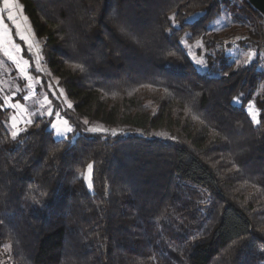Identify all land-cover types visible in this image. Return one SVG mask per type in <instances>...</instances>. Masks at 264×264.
Segmentation results:
<instances>
[{
	"label": "trees",
	"instance_id": "obj_1",
	"mask_svg": "<svg viewBox=\"0 0 264 264\" xmlns=\"http://www.w3.org/2000/svg\"><path fill=\"white\" fill-rule=\"evenodd\" d=\"M18 1L76 137L56 140L40 118L14 140L0 99V247L12 264H264V97L258 124L245 110L264 71L231 65L216 38L212 77L181 45L225 10L262 17L233 0Z\"/></svg>",
	"mask_w": 264,
	"mask_h": 264
},
{
	"label": "rangeland",
	"instance_id": "obj_2",
	"mask_svg": "<svg viewBox=\"0 0 264 264\" xmlns=\"http://www.w3.org/2000/svg\"><path fill=\"white\" fill-rule=\"evenodd\" d=\"M18 4L21 6L22 11L18 8H13L12 11L16 14V19L20 25L19 29L16 28L15 23L7 20V10L4 13L5 23L11 29V33L9 34L0 27V99L4 108L9 111L6 128L12 138V133L14 131L18 132L19 135L13 138L18 140L22 132L37 119L44 118L50 121V125H56L55 129L49 126L56 140H69L70 138L74 140L76 127L65 114L68 113L75 117L73 103L68 98L65 89L59 85L58 79L52 74L45 61L42 44L36 37L33 26L19 1ZM0 8H3V0H0ZM249 16L242 8H236L235 11L225 10L220 17L210 24L206 38L194 43H188L186 40L189 35L183 38L181 45L187 50L191 62L200 73H206L212 77L220 76V70L216 66L211 68L207 60L208 55H214V51L210 48V41L216 38L220 39L225 47L229 46L227 47V56L231 65L244 67L252 64V62H257L258 70L264 71V51L261 49V44L264 41V38H262L264 26L258 18L252 21ZM196 19L197 17H194L191 21ZM21 34L26 36L28 40H21ZM256 43L257 47L254 46ZM29 44H31L30 50ZM16 45L20 46L21 51H17ZM10 57H15V60ZM24 60H28L29 63L22 72L21 65ZM15 61H20V64L18 65ZM197 61H203V65L198 64ZM263 97L264 80L261 81L253 98L245 108L255 124H258L256 121H259L260 116L257 100ZM237 98L240 99V102L233 101V103L236 106H241V95ZM69 103L72 105L71 108L68 107ZM13 105H19V107ZM49 111L53 113L52 116L48 115ZM57 113L58 115H56ZM253 117H255V120ZM65 120L68 121L67 124L64 123ZM85 120H79L78 122L76 118V121L85 130L91 128L107 130L106 132L96 133L86 130V133L111 136L115 132L100 124H89V122L85 124ZM28 121H31V123ZM13 124H15V127H13ZM69 127L72 129L70 132L66 131ZM57 130L64 131L66 134L58 136L56 134ZM84 178L87 187L91 190L92 169L89 171L87 167ZM90 184L91 187H89ZM10 250V245L0 247V264H12Z\"/></svg>",
	"mask_w": 264,
	"mask_h": 264
},
{
	"label": "snow or ice",
	"instance_id": "obj_3",
	"mask_svg": "<svg viewBox=\"0 0 264 264\" xmlns=\"http://www.w3.org/2000/svg\"><path fill=\"white\" fill-rule=\"evenodd\" d=\"M13 8H18L22 11V8L21 6L16 2V0H3V8H0V27H2L6 32H8L9 34L11 33V29L9 28L8 24L5 23V11L7 10V20L9 21H12L13 23L16 24V28L19 29L20 25L16 19V14L12 11ZM26 19V17H25ZM20 39L23 40V41H27L28 38L26 36H24L23 34L20 35ZM16 49L17 51H21L20 49V46L19 45H16ZM31 49V44H29V50ZM11 59L15 60V57H10ZM18 65L20 64V61H15ZM28 60H24L23 61V64L21 65V71L24 72L26 66L28 65ZM198 64H201L203 65V61H197ZM37 71H39V69H37ZM28 79H32L31 77H27ZM234 102H240V99L239 98H234ZM49 105L51 106V102L49 101ZM14 107H19V105H13ZM69 108L72 107V105L69 103L68 105ZM249 111H251V109H249ZM48 115L49 116H52L53 113L51 111L48 112ZM58 115V113L56 114ZM13 119H15L13 117ZM253 119L255 120V117H253ZM29 123H31V121H28ZM257 123H259V121H256ZM65 124L68 123L67 120L64 121ZM85 124L88 123L87 120L84 121ZM53 129L56 128V125L55 124H51L50 125ZM13 127H15V124H13ZM87 131H91L93 133H96V132H106L107 130H104V129H98V128H91V129H86ZM68 132L72 131L71 127L67 128ZM58 136H64L66 134V132L64 131H59L57 130V133H56ZM113 135H115V132L112 133ZM19 135L18 132H13L12 133V136L13 138L17 137ZM88 169L89 171H91L92 169V165H88ZM89 187H91V184L89 185Z\"/></svg>",
	"mask_w": 264,
	"mask_h": 264
},
{
	"label": "water",
	"instance_id": "obj_4",
	"mask_svg": "<svg viewBox=\"0 0 264 264\" xmlns=\"http://www.w3.org/2000/svg\"><path fill=\"white\" fill-rule=\"evenodd\" d=\"M248 5L256 12L258 13L264 23V0H245Z\"/></svg>",
	"mask_w": 264,
	"mask_h": 264
},
{
	"label": "built area",
	"instance_id": "obj_5",
	"mask_svg": "<svg viewBox=\"0 0 264 264\" xmlns=\"http://www.w3.org/2000/svg\"><path fill=\"white\" fill-rule=\"evenodd\" d=\"M233 1H235V2H237V3H239V4H241V5H243L244 6V4H245V0H233ZM250 7V6H249ZM252 9V8H251ZM253 10V9H252ZM263 38V37H262ZM261 49H262V51H264V41H263V43L261 44Z\"/></svg>",
	"mask_w": 264,
	"mask_h": 264
},
{
	"label": "crops",
	"instance_id": "obj_6",
	"mask_svg": "<svg viewBox=\"0 0 264 264\" xmlns=\"http://www.w3.org/2000/svg\"><path fill=\"white\" fill-rule=\"evenodd\" d=\"M16 2L18 3V1L16 0Z\"/></svg>",
	"mask_w": 264,
	"mask_h": 264
}]
</instances>
